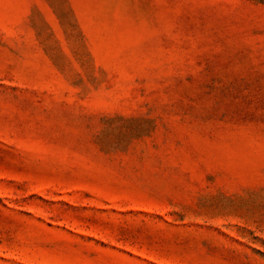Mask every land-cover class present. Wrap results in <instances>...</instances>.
<instances>
[{"label":"rangeland","instance_id":"1","mask_svg":"<svg viewBox=\"0 0 264 264\" xmlns=\"http://www.w3.org/2000/svg\"><path fill=\"white\" fill-rule=\"evenodd\" d=\"M0 264H264V0H0Z\"/></svg>","mask_w":264,"mask_h":264}]
</instances>
